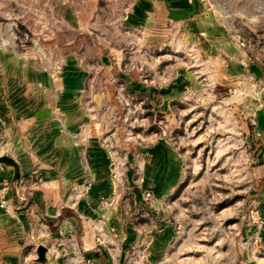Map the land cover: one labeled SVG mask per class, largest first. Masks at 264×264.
<instances>
[{
    "label": "crops",
    "instance_id": "0c3cea01",
    "mask_svg": "<svg viewBox=\"0 0 264 264\" xmlns=\"http://www.w3.org/2000/svg\"><path fill=\"white\" fill-rule=\"evenodd\" d=\"M97 1L65 3L61 23L89 31ZM126 2L116 25L136 31L145 42L159 44L178 36L212 58L220 77L235 80L244 65L253 77H264V66L248 61L237 45L219 35L203 0ZM96 57L98 78L79 56L66 54L59 66L46 68L40 58L24 61L0 50V154L11 156L19 168V178L11 183V171L0 163V183L9 181L8 196L18 213L13 218L0 209V264H39L34 258L40 244L47 248L44 264H76L83 256L92 258V264H113L114 254L116 263L123 264L141 235L149 236L146 261L152 263L175 235L170 222L157 228L155 218L146 231L135 217L146 203L145 190L161 200L177 186V152L158 139L152 146H137L133 154L117 155L107 143L104 114L120 90L125 98L148 100L155 113L172 116L174 101L192 86L189 71L179 69L169 82L154 84L144 65L122 64L115 52ZM252 123L251 137L261 144L256 153L261 164L252 168L253 179L264 180V108H256ZM150 160L153 169L146 168ZM140 161L152 179L143 177L126 199L116 171L119 163ZM156 214L162 220L163 208Z\"/></svg>",
    "mask_w": 264,
    "mask_h": 264
},
{
    "label": "rangeland",
    "instance_id": "374dc122",
    "mask_svg": "<svg viewBox=\"0 0 264 264\" xmlns=\"http://www.w3.org/2000/svg\"><path fill=\"white\" fill-rule=\"evenodd\" d=\"M84 1L0 0V50L24 61L40 58L46 68L59 66L66 54L79 56L97 78L101 67L96 56L115 52L122 64L146 66L154 84L169 82L177 70L187 68L192 85L174 101L172 116L155 113L148 100H129L120 90L104 114L107 143L117 155L162 139L179 157L177 186L161 200L145 190L146 203L135 217L146 231L155 218L157 228L170 222L173 239L161 259L149 263V236L141 235L123 264H264V180L255 181L252 169L261 164V144L250 132L253 113L264 108V77H253L247 65L235 80L220 77L212 58L178 36L159 44L145 42L136 31L116 25L127 0H98L89 31L63 25L64 4ZM203 2L226 43L264 66V0ZM147 102L151 108L144 107ZM143 163H119V190L126 199L143 177L152 179L151 173L144 175ZM153 165L150 160L146 168ZM161 207L162 220L156 214ZM113 258L117 264L115 254Z\"/></svg>",
    "mask_w": 264,
    "mask_h": 264
},
{
    "label": "built area",
    "instance_id": "2783aa9c",
    "mask_svg": "<svg viewBox=\"0 0 264 264\" xmlns=\"http://www.w3.org/2000/svg\"><path fill=\"white\" fill-rule=\"evenodd\" d=\"M9 181L3 179L0 183V209L5 211L13 218H18L17 208L14 206L11 198L8 196ZM78 264H92V260L89 257H81Z\"/></svg>",
    "mask_w": 264,
    "mask_h": 264
},
{
    "label": "water",
    "instance_id": "95a60500",
    "mask_svg": "<svg viewBox=\"0 0 264 264\" xmlns=\"http://www.w3.org/2000/svg\"><path fill=\"white\" fill-rule=\"evenodd\" d=\"M0 163L4 164L11 171V183H14L19 178V168L16 161L7 154H0ZM46 246L40 244L36 247V257L34 262L44 264L46 262L45 253Z\"/></svg>",
    "mask_w": 264,
    "mask_h": 264
},
{
    "label": "trees",
    "instance_id": "16d2710c",
    "mask_svg": "<svg viewBox=\"0 0 264 264\" xmlns=\"http://www.w3.org/2000/svg\"><path fill=\"white\" fill-rule=\"evenodd\" d=\"M144 107H146V108H151V106L149 105L148 102L144 104Z\"/></svg>",
    "mask_w": 264,
    "mask_h": 264
}]
</instances>
